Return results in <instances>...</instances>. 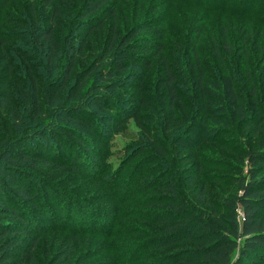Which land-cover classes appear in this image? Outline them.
<instances>
[{
	"label": "trees",
	"instance_id": "1",
	"mask_svg": "<svg viewBox=\"0 0 264 264\" xmlns=\"http://www.w3.org/2000/svg\"><path fill=\"white\" fill-rule=\"evenodd\" d=\"M19 1L0 0V23L16 27L0 32V47L5 51L14 46L17 55V65H8L0 73V117L8 115L11 123L0 132V264H36L34 251L42 238L52 233L59 240L58 249L66 253H57L50 264H77L78 257L73 256L77 243L84 248L81 243L86 232L99 234L96 225L101 224L97 214L88 218L78 214V209L72 217L68 204L61 206L60 196H69L63 186L74 183L73 178L82 171L95 175L97 182L103 180L105 170L98 169L96 157H91L96 148L92 137L106 133L102 126L105 119L112 123V116L124 114L119 96L134 89L129 81L138 77L129 78L133 73L129 71L137 65L153 67L156 56L152 58V48L163 52L167 22L160 14L151 20L141 19L145 5L141 1L135 7L132 28L119 36L118 9L125 0H42L47 16L41 15L38 0H28L29 14L22 17L3 10ZM262 1L250 6L251 0H239L230 10L224 3L217 5V0H167L172 6H205L212 15H234L246 26H264ZM251 7H257L256 11ZM158 9L159 5L153 12ZM109 20L105 45L94 48V36L107 31ZM141 33L146 34L139 36ZM14 39L17 43L13 44ZM224 42L227 46L231 43L227 33ZM247 43L244 40V45ZM261 49L264 51V45ZM213 50L216 59L224 62L217 46ZM226 50L233 53L229 47ZM194 52L200 63L199 53ZM10 58L8 54L6 61ZM160 63L163 76L158 89L166 94L169 107L164 137L146 114L134 112L131 118L139 128L141 143L135 151L133 146L132 159L162 166L149 169L154 173L142 187L145 196L135 197L139 207L120 216L136 224L107 231L101 222L109 234L101 233L123 237L121 250L114 249L116 258L127 248L138 256L145 253L140 259L143 264H264V104L251 58H242V76L230 66L211 75L199 66L188 74L175 70L167 56ZM242 79L249 88V98L241 92ZM145 81L139 78L138 87L148 88ZM187 85L198 97L188 114L180 90ZM142 105L149 102L144 100ZM177 107L179 114L186 112L190 117H184L180 126ZM240 126L260 140L241 159L235 194L219 199L227 211L223 217L220 205L214 202L210 180L203 177L193 189L187 188L203 175V162L190 165L195 174L179 186L180 180L171 175H180L181 168L171 163L175 158L168 149L172 146L185 151L216 143ZM181 128L187 131L180 133ZM191 161L185 159L184 163ZM66 171L69 173L60 178ZM117 181L111 184L118 185ZM191 198L194 202L189 204ZM200 206L212 210L204 213L197 210ZM72 218L70 231L66 222ZM85 226L92 230H85ZM68 234L70 239H66ZM110 252L112 255V247ZM120 258L124 261L125 257Z\"/></svg>",
	"mask_w": 264,
	"mask_h": 264
},
{
	"label": "rangeland",
	"instance_id": "2",
	"mask_svg": "<svg viewBox=\"0 0 264 264\" xmlns=\"http://www.w3.org/2000/svg\"><path fill=\"white\" fill-rule=\"evenodd\" d=\"M141 1L145 2L143 3L145 5L141 19L151 20L160 14L162 19L167 22V28L165 27L164 31L165 45L162 53L159 52L157 47L152 48L151 56L152 58L156 57L151 69L137 65L129 71L133 72L132 75H128L129 78H132L130 76H137V74L138 77H133L135 79L129 81L134 86V89H129L126 94L122 93L119 96L122 100L121 106L125 110L124 114L117 117L112 116V123L107 121L108 119H105L104 123L102 122L103 125L100 124L104 127L106 133L92 137L94 139L93 146H96V148H94L95 156L92 154L91 157H96L98 169L105 170L103 180L97 182L95 180L96 177L93 178L95 175L82 171L81 174L73 178L75 180L74 183L63 186L69 196L66 197L64 194V198L62 195L60 196L61 206L64 207L68 204L72 217L76 215L75 209H78V214H85L88 218L91 215L97 214L100 220L98 224H101L96 225L98 228L96 232L99 234L94 233V231L86 232L83 237L84 242L81 243L82 246H85L84 248L79 247V243H77L78 249L75 248L76 251L73 254L74 258L78 257L75 261L77 264H143L140 259L145 256V253H140L138 256L135 251L127 248L122 249V255L120 256L125 257L123 258L124 261H120V257L116 258L114 252L116 253L117 251L114 249L121 250L120 245L123 237L118 239L115 236L112 238L108 236L104 237L105 235L103 236L101 232H105L107 235L109 234L107 231H112L114 228L117 229V226L123 229L129 226V223L136 224L134 220L127 219V217L122 219L120 216L139 207L136 200L138 197L142 198V196H145L142 187L146 183L145 180L151 178L149 175L154 173V171L148 172L149 169L155 166V168L162 166L159 163L145 165L146 162L143 163L140 158L132 159L134 158V153H132L133 146H135V151V148L141 143L138 139L140 134L139 128L134 119L131 118V115L134 112L146 114L152 119L151 124L154 126V129L164 137L165 123L169 117V107L167 105L166 94L163 90L158 89V81L163 76L160 63V59L163 56H167L175 70H182L188 74L196 72L199 66L204 68L205 73L208 75L222 72L226 67L230 66V69L239 72L241 76L245 71L244 66H242V58L249 56L251 58V66L255 72L259 93L262 97V103L264 104V51L261 49L264 45V26H257L253 23L250 26H246L242 22H238V17L228 13H226L228 15H223L222 13H214L212 15L205 6L185 7L175 3H173L175 6H172L171 4L168 5L167 0H125L123 4H120L118 9L119 36H123L132 28L135 7ZM236 1L239 2V0H217L216 4L222 5L224 3V8L231 10L236 6ZM38 2L40 3L41 15L47 16L48 12L45 10L44 4H42L43 1L38 0ZM251 4L250 6H255L258 4V0H251ZM158 5V11L153 12L154 7ZM256 8L253 7L252 10L256 11ZM3 10H11L13 15L16 14L21 17L28 15L29 1L20 0L17 3L13 2ZM110 22L111 20L107 22V31L100 36H94L92 41L94 48H102L105 45L106 37L110 34ZM10 28L15 29L16 27L11 25L5 26L0 23V32L10 30ZM226 33L231 40L229 46L224 42ZM144 34L146 33H141L139 36H144ZM244 40L248 42L245 44L246 46L244 45ZM14 42L17 43V40L14 39L12 43L14 44ZM216 46L221 56L224 57V62L216 59L213 53V48ZM13 47H7L5 49L6 52L0 47V73L8 65H17V55L13 51ZM228 47L233 49V53L229 54L228 50H226ZM195 50L199 53L200 63L195 58ZM8 54L11 55V58L9 61H6ZM13 57H15V61ZM1 76L5 78V75L2 74ZM139 78H145V82H147L149 87L146 88L145 85L138 87L137 82ZM245 82L246 80H243L240 83L241 92L245 98H249V88ZM191 88L189 85L186 88H180L183 91L184 97L182 104L185 105L187 114L191 111V106L194 107L195 99L198 98L196 92ZM117 93L115 94L118 96ZM144 100H147L149 105L143 106L142 102ZM176 112H178L179 126L185 121L184 117L190 118L186 116V112L179 114L178 107ZM125 121L127 122L125 123ZM60 122L62 124L66 123L65 121ZM8 124L11 125L8 115L0 117V132L5 130ZM186 131L187 129L181 128L179 132L184 134ZM259 140L258 137L254 138L252 132L240 126L239 129L233 131L232 135L220 137L216 143L202 144L185 151L180 147H169L166 144L169 147L168 150L172 158H175V160L172 159L171 163L175 164L177 168H181L180 175L172 174L171 177L177 179V181L180 180L179 186L184 185L191 178V173L195 174L194 169H189L190 165H195L197 161L203 162L205 165L203 175L187 188H189L188 190L193 189L201 183L203 177L210 180V187L216 199L214 202L216 205H220V212L225 217L227 211L221 207L220 200L235 194L234 180L235 176L239 174V169L242 167L243 163L241 159L248 148L258 146ZM185 159L192 161L184 163ZM68 173L69 171L62 173L60 178L65 177ZM244 174H247L246 167ZM115 179L118 180V185H115V183L111 184ZM135 197H137L136 200ZM188 201L189 204H192L194 198ZM77 206L81 207L77 208ZM62 207H60L58 214L62 211ZM197 210L206 213L212 209L211 207L200 206ZM59 222L63 223L61 219ZM72 222L73 218L68 223L66 222V226L70 231L73 230ZM101 222L107 226L108 229H105L107 231L104 230ZM84 229L92 230L88 226H85ZM68 238L70 239L69 234L66 235V239ZM93 242H96L94 246L92 245ZM58 243L59 240L55 237L54 233L46 234L34 251L35 263L50 264L57 258V253H66V250H62V248L58 249ZM111 247L112 255L110 252ZM234 258H237V255Z\"/></svg>",
	"mask_w": 264,
	"mask_h": 264
},
{
	"label": "built area",
	"instance_id": "3",
	"mask_svg": "<svg viewBox=\"0 0 264 264\" xmlns=\"http://www.w3.org/2000/svg\"><path fill=\"white\" fill-rule=\"evenodd\" d=\"M238 213H239V215H240V216H242V214H241V212H240V211H238Z\"/></svg>",
	"mask_w": 264,
	"mask_h": 264
}]
</instances>
